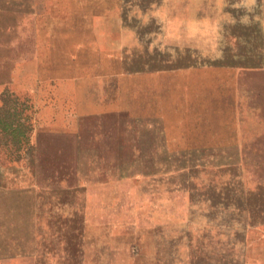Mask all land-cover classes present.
<instances>
[{
    "label": "rangeland",
    "instance_id": "obj_1",
    "mask_svg": "<svg viewBox=\"0 0 264 264\" xmlns=\"http://www.w3.org/2000/svg\"><path fill=\"white\" fill-rule=\"evenodd\" d=\"M7 92L0 264H264V0H0Z\"/></svg>",
    "mask_w": 264,
    "mask_h": 264
},
{
    "label": "trees",
    "instance_id": "obj_2",
    "mask_svg": "<svg viewBox=\"0 0 264 264\" xmlns=\"http://www.w3.org/2000/svg\"><path fill=\"white\" fill-rule=\"evenodd\" d=\"M259 50V48L257 49ZM258 54V53H257ZM259 55V54H258ZM0 137H4L5 140L12 146L15 145L17 150L23 147V144L28 142V131L31 129L32 123L30 122L31 117L30 115L25 111V104L23 100H20L17 98L15 94L12 92H7L4 94L0 95ZM215 203L208 204V210L213 211L215 210ZM225 207V206H224ZM222 207L221 210L223 212H226L225 208ZM251 207L252 206H247L248 208V216L245 222H241L243 227H245L247 224L248 225H254L256 220H254L250 214H251ZM211 209V210H210ZM229 211L231 212H240V208L238 206H233ZM247 221V222H246ZM226 224L228 226L227 229L234 227L231 224V222H218L215 224L216 226V235L221 234V231L223 229V224ZM236 225V224H235ZM227 232L224 234L226 235ZM228 237V236H227ZM215 246L219 248V250H222L224 246L228 247L227 253L228 254V259L227 263L228 264H234L236 260V256L231 254V245L232 243H229V239L225 238V240L220 241L219 239L216 238ZM227 256V255H226ZM189 264H192V262H189Z\"/></svg>",
    "mask_w": 264,
    "mask_h": 264
},
{
    "label": "water",
    "instance_id": "obj_3",
    "mask_svg": "<svg viewBox=\"0 0 264 264\" xmlns=\"http://www.w3.org/2000/svg\"><path fill=\"white\" fill-rule=\"evenodd\" d=\"M170 257L171 258H173L174 257V255H176L177 254V247L176 246H171V249H170Z\"/></svg>",
    "mask_w": 264,
    "mask_h": 264
}]
</instances>
